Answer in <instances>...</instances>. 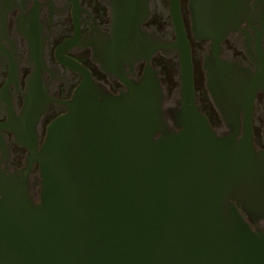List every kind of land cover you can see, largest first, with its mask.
<instances>
[{
	"label": "water",
	"instance_id": "water-1",
	"mask_svg": "<svg viewBox=\"0 0 264 264\" xmlns=\"http://www.w3.org/2000/svg\"><path fill=\"white\" fill-rule=\"evenodd\" d=\"M181 37L175 114L149 64L120 96L87 73L42 149L29 137L26 168L0 176V264H264V153L252 115L242 139L226 107L231 131L213 129L196 105L184 26ZM232 94L247 107L256 91Z\"/></svg>",
	"mask_w": 264,
	"mask_h": 264
},
{
	"label": "flooded vegetation",
	"instance_id": "flooded-vegetation-1",
	"mask_svg": "<svg viewBox=\"0 0 264 264\" xmlns=\"http://www.w3.org/2000/svg\"><path fill=\"white\" fill-rule=\"evenodd\" d=\"M183 26L201 113L216 132L229 133L221 109L233 110L239 139L251 114L253 144L264 153V0H0V176L26 168L29 137L41 150L49 126L89 75L120 96L149 64L175 114L181 62L172 46ZM210 67L218 78L215 99ZM243 85L256 91L247 107L233 101ZM40 175L36 164L31 179Z\"/></svg>",
	"mask_w": 264,
	"mask_h": 264
},
{
	"label": "bare ground",
	"instance_id": "bare-ground-1",
	"mask_svg": "<svg viewBox=\"0 0 264 264\" xmlns=\"http://www.w3.org/2000/svg\"><path fill=\"white\" fill-rule=\"evenodd\" d=\"M181 29H183V28L180 27V29L178 30V35H179V37H178L179 40H178V41H179V42H178L177 44H175L174 46H172V49H173L172 51H173V52H176L175 49H174V47L176 48L177 46H180V45H182V44L184 43V42H183V41H184V40H183L184 37H183V38L181 37ZM176 45H177V46H176ZM178 53H179V52H178ZM179 56H180V54H179ZM180 62H181V60H180ZM83 73H84V72H83ZM85 74H86V76H88L87 73H85ZM85 78H86V80H89V77H85ZM66 105H67V104H66ZM42 110H43V109H42ZM42 110H41V111H42ZM40 113H41V112H40ZM32 138L34 139V137H32ZM28 144H29L30 148H31V147L35 148V144H34V143H31V139L28 140Z\"/></svg>",
	"mask_w": 264,
	"mask_h": 264
}]
</instances>
